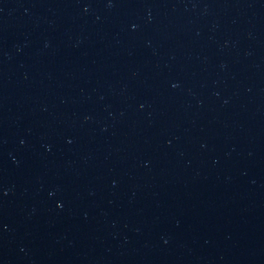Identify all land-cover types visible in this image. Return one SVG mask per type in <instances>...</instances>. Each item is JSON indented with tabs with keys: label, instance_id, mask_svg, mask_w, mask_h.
<instances>
[{
	"label": "water",
	"instance_id": "95a60500",
	"mask_svg": "<svg viewBox=\"0 0 264 264\" xmlns=\"http://www.w3.org/2000/svg\"><path fill=\"white\" fill-rule=\"evenodd\" d=\"M0 264H264V0H0Z\"/></svg>",
	"mask_w": 264,
	"mask_h": 264
}]
</instances>
